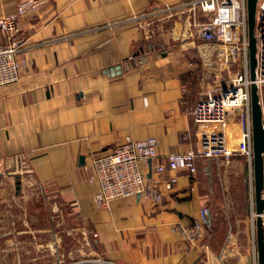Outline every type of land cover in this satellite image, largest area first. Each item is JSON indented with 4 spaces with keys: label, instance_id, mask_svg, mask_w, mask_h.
<instances>
[{
    "label": "crops",
    "instance_id": "1",
    "mask_svg": "<svg viewBox=\"0 0 264 264\" xmlns=\"http://www.w3.org/2000/svg\"><path fill=\"white\" fill-rule=\"evenodd\" d=\"M18 1L0 0V16L14 13ZM185 1L47 0L20 18L17 39L28 66L19 81L0 86V181L9 184L16 175L18 189L23 179L35 180L69 205L97 255L121 264H202L208 252L202 241H185L176 226L192 224L204 205L212 216L216 188L199 170L176 171L172 189L156 181L155 167L168 153L198 145L200 128L191 116L198 95L189 77L202 55L184 20L152 33L143 25L162 12L171 16ZM146 46V63L128 67L127 58ZM212 47L202 48L207 59ZM149 136L159 139V157L144 170L162 201L137 195L98 205L90 158ZM17 238L11 230L0 233V264H17Z\"/></svg>",
    "mask_w": 264,
    "mask_h": 264
},
{
    "label": "built area",
    "instance_id": "2",
    "mask_svg": "<svg viewBox=\"0 0 264 264\" xmlns=\"http://www.w3.org/2000/svg\"><path fill=\"white\" fill-rule=\"evenodd\" d=\"M47 0H19L14 13L0 16V86L19 81L28 66L27 58L20 55L18 42L19 20L40 10ZM170 9V8H168ZM179 12L186 14L184 22L191 25L193 34L202 41V48L211 45L216 54L230 69L239 70L218 88H208L197 97L191 109L193 123L200 128L198 145L185 152H170L166 160L159 162L155 170L157 180H163L167 189L177 181L176 171L195 174L198 161L205 158H222L226 161L240 157L247 161V189L250 218L256 225L254 204L253 129L251 115V84L249 68V39L247 28V0H187ZM255 36L257 39V65L255 82L259 91L264 90V0H257ZM150 47L127 58L130 68L147 61ZM202 48L199 49L202 57ZM209 55V56H210ZM230 129V131L228 130ZM238 130L237 134L234 129ZM159 157V139L149 136L143 139L127 138L109 152L92 156L86 165L89 182L94 188L98 205L109 204L117 198L144 196L158 204L162 193L147 176L144 165ZM174 172V173H170ZM155 181V182H156ZM210 207L204 205L199 217L192 224H178L176 230L190 243L202 241L210 222ZM264 233V211L260 213ZM204 247V243L202 244ZM253 263L258 264L256 243L253 245ZM68 264H121L97 255L81 258Z\"/></svg>",
    "mask_w": 264,
    "mask_h": 264
},
{
    "label": "rangeland",
    "instance_id": "3",
    "mask_svg": "<svg viewBox=\"0 0 264 264\" xmlns=\"http://www.w3.org/2000/svg\"><path fill=\"white\" fill-rule=\"evenodd\" d=\"M178 12L177 9L171 16L170 12L154 15L143 28L147 33L174 29L175 20H184L186 16ZM185 41L187 38L176 42L181 45ZM194 46L201 49L202 41L196 40ZM199 58L189 77L190 86L198 96L208 88H218L239 70L237 66L229 69L216 54L210 55L209 59L206 56ZM261 97L264 109V90ZM207 159L198 170L204 173L218 195L212 202L210 224L202 239L208 246L202 264H252L256 225L250 218L248 203V163L240 157L230 161ZM16 180L13 175L9 184L0 181V233L11 230L17 234L21 251L17 264H68L97 256L94 242L74 212L69 210V205L58 197L43 193L32 178L23 179L18 189L15 188ZM2 186L8 187L10 194H3ZM212 197L213 194L211 201ZM2 245L6 246L4 242ZM6 261L3 260V264Z\"/></svg>",
    "mask_w": 264,
    "mask_h": 264
},
{
    "label": "water",
    "instance_id": "4",
    "mask_svg": "<svg viewBox=\"0 0 264 264\" xmlns=\"http://www.w3.org/2000/svg\"><path fill=\"white\" fill-rule=\"evenodd\" d=\"M257 0H247L249 68L251 84V115L253 129L254 204L256 217V248L258 264H264V233L260 213L264 211V109L256 84L257 39L255 36ZM84 158L82 157V160Z\"/></svg>",
    "mask_w": 264,
    "mask_h": 264
},
{
    "label": "bare ground",
    "instance_id": "5",
    "mask_svg": "<svg viewBox=\"0 0 264 264\" xmlns=\"http://www.w3.org/2000/svg\"><path fill=\"white\" fill-rule=\"evenodd\" d=\"M237 132H238V130H237V128H236V131H235V133L237 134Z\"/></svg>",
    "mask_w": 264,
    "mask_h": 264
},
{
    "label": "trees",
    "instance_id": "6",
    "mask_svg": "<svg viewBox=\"0 0 264 264\" xmlns=\"http://www.w3.org/2000/svg\"><path fill=\"white\" fill-rule=\"evenodd\" d=\"M137 54V53H136ZM210 224V222L207 224V227H208V225Z\"/></svg>",
    "mask_w": 264,
    "mask_h": 264
}]
</instances>
